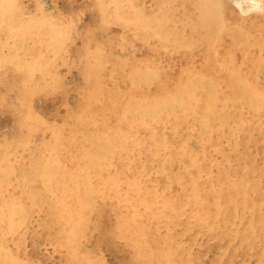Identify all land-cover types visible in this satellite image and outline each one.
Segmentation results:
<instances>
[{
  "label": "bare ground",
  "instance_id": "obj_1",
  "mask_svg": "<svg viewBox=\"0 0 264 264\" xmlns=\"http://www.w3.org/2000/svg\"><path fill=\"white\" fill-rule=\"evenodd\" d=\"M0 264H264V0H0Z\"/></svg>",
  "mask_w": 264,
  "mask_h": 264
}]
</instances>
